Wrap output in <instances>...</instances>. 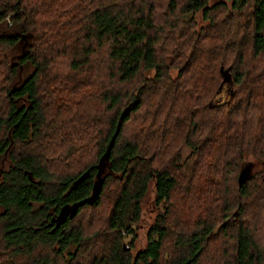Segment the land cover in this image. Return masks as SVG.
<instances>
[{
  "label": "trees",
  "instance_id": "obj_1",
  "mask_svg": "<svg viewBox=\"0 0 264 264\" xmlns=\"http://www.w3.org/2000/svg\"><path fill=\"white\" fill-rule=\"evenodd\" d=\"M248 156L264 0H0V264H264Z\"/></svg>",
  "mask_w": 264,
  "mask_h": 264
},
{
  "label": "rangeland",
  "instance_id": "obj_2",
  "mask_svg": "<svg viewBox=\"0 0 264 264\" xmlns=\"http://www.w3.org/2000/svg\"><path fill=\"white\" fill-rule=\"evenodd\" d=\"M213 1L214 0H211V2H213ZM197 18H198V20H200L199 15H197ZM25 49H26V47H25ZM176 74H177V69H172L171 75L175 76ZM188 152H189L188 148L185 147L183 149V154H187ZM262 168H264V163L253 158L252 156L246 157L243 161V172H246V174L251 173L253 171V169L260 170ZM153 198H154V193H153L152 187H151L149 194H148V200L146 201V203L143 207L142 218H141V220L138 223L137 228H136L137 236H136L135 245L132 248L133 253H136L139 249L143 248L146 244L147 231L149 230L151 224L153 223L154 218H155L156 213H157V208H156V205L154 204ZM130 239H131V236L127 237V240H130ZM125 246L127 247L126 243H125Z\"/></svg>",
  "mask_w": 264,
  "mask_h": 264
},
{
  "label": "water",
  "instance_id": "obj_3",
  "mask_svg": "<svg viewBox=\"0 0 264 264\" xmlns=\"http://www.w3.org/2000/svg\"><path fill=\"white\" fill-rule=\"evenodd\" d=\"M221 73L223 75V80H222V84L220 86V89L223 85V83L230 81L231 80V75L229 74V69H224L223 67H221ZM89 171H86L85 173H83L77 180L76 182L81 181L82 179H84L87 175H88Z\"/></svg>",
  "mask_w": 264,
  "mask_h": 264
}]
</instances>
